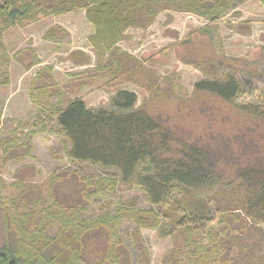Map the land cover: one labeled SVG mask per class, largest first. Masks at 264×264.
I'll use <instances>...</instances> for the list:
<instances>
[{"label":"trees","instance_id":"trees-1","mask_svg":"<svg viewBox=\"0 0 264 264\" xmlns=\"http://www.w3.org/2000/svg\"><path fill=\"white\" fill-rule=\"evenodd\" d=\"M246 1L0 0V86L9 82L11 62L25 72L42 63L30 46L9 56L2 45L4 33L44 17L83 11L93 28L88 42L96 59L91 67L87 54L68 51L64 59L89 67L69 73L62 84L52 65L36 69L28 85V99L37 109L34 128L27 130L30 120L18 121L12 137L0 140L1 167L33 159L32 139L49 132L48 124L55 125L66 161L78 167L53 172L44 186L26 181L34 166L15 170L11 185L19 193L0 202V264H149L142 229L171 239L162 264H264L257 248L263 237L258 225L264 223V134L259 129L264 125V90L259 102H239L242 61L214 53L202 61L208 77L194 84V94L230 105L251 124L238 128L220 149L218 142L188 139L170 127L152 102L173 96L171 82L170 91L161 95L150 70L118 45L129 39L128 29H147L162 12L193 15L209 25ZM258 1L264 7V0ZM237 27L244 33L243 23ZM65 35L53 25L42 38L56 41ZM140 79L149 95L138 104L137 94L120 86L141 85ZM96 82L116 90L107 106L91 108L78 94ZM93 167L104 176H95ZM134 190L150 207H138L135 198L111 197ZM93 202L101 203L97 216L87 215ZM124 223L133 225L126 237L119 232ZM237 247L244 252L237 255Z\"/></svg>","mask_w":264,"mask_h":264},{"label":"rangeland","instance_id":"rangeland-1","mask_svg":"<svg viewBox=\"0 0 264 264\" xmlns=\"http://www.w3.org/2000/svg\"><path fill=\"white\" fill-rule=\"evenodd\" d=\"M238 12L239 16H234ZM236 14V13H235ZM171 19L170 21L168 19ZM243 23L244 33L237 32V24ZM204 22L193 15L162 12L147 29H128L126 34L128 40L120 42L121 50L142 61L145 67L150 70L157 79L154 85L159 84L161 95L163 91H170L168 82H171L173 96L159 100H153L156 112L161 114L169 122L172 129L186 135L188 139H199L204 142L219 143L220 149L224 141L242 126L251 125L246 117L240 115L230 105L221 102L211 96H196L193 92L194 84L207 78L208 75L201 69L202 61L212 55H221L228 58L241 60V70L238 72V79L242 84V93L239 102H259L260 95L264 90V7L258 0H247L237 5L236 9L227 14L214 24ZM57 25L63 28L67 35L60 40L46 41L42 36L51 26ZM205 26L209 27L206 33L200 30ZM93 33V28L84 19V12L78 11L58 17H44L36 23L29 24L22 28H11L4 33L2 45L6 53L11 56L15 52L26 47L37 44L38 53L41 56V65L33 67L27 74H22L18 67H8L9 80L13 85L20 84V89L10 85L0 86V140L12 137L18 121L30 120L27 130H32L31 123L36 118V108L28 99V85L30 79L40 66L50 64L53 66V73L58 84L69 81L68 74L81 72L89 66H75L64 59L68 51L81 50L91 58L90 66L95 65L94 51L88 42V37ZM33 48V47H32ZM34 49V48H33ZM35 50V49H34ZM36 52V51H35ZM214 53V54H213ZM38 56V57H39ZM203 59V60H202ZM193 62L192 64H185ZM44 62V63H43ZM203 66V65H202ZM25 72V71H24ZM20 75V76H19ZM24 76L19 80L18 77ZM141 85L123 83L120 88L134 91L138 96V104L148 97L149 92L145 87V81ZM96 82L91 86L82 89L78 94L91 108L104 107L109 104V98L116 88L101 85ZM18 89L16 103H8L11 89ZM27 91V92H26ZM161 98V97H159ZM53 125V123H51ZM49 132L36 135L32 139L31 154L33 159L24 157L17 161H9L0 167V202H7L14 198L19 189L11 184L16 180L13 177L15 170L21 166L32 165L35 172L26 181L32 185L44 186L47 178L55 171L75 170L77 165L69 164L62 144V135L50 124ZM38 127V126H37ZM36 128V127H35ZM264 134V125L260 128ZM26 130V129H25ZM24 131L21 132L24 134ZM24 137V136H23ZM95 176H104L98 167L92 170ZM112 198L122 197L124 199H137V206L148 208L146 198L140 191L118 192L111 195ZM101 203L93 202L87 215L97 216ZM158 209L157 207H155ZM214 217L213 211H211ZM262 231V239L258 242V251L264 254V223L258 225ZM133 228L130 223H124L119 230L120 234L126 237ZM142 240L148 250L149 264H162V256L171 247L169 237L159 238L155 231L142 229ZM3 231L0 223V243H2ZM127 244L131 242L127 240ZM236 254L243 253L242 248H235ZM137 254L133 251V258Z\"/></svg>","mask_w":264,"mask_h":264},{"label":"crops","instance_id":"crops-1","mask_svg":"<svg viewBox=\"0 0 264 264\" xmlns=\"http://www.w3.org/2000/svg\"><path fill=\"white\" fill-rule=\"evenodd\" d=\"M22 30H23V28H22ZM32 47L35 49V51H36V53H38V49L36 48L37 47V44L35 43V42H33L32 43ZM39 56V55H38ZM38 58H40L41 59V56H39ZM44 63V62H43ZM10 67H18V69L21 71V72H23V73H21V75L23 74H27L26 72H24V70L20 67V65H18L17 63H12L11 65H10ZM29 72V71H28ZM55 75V74H54ZM20 76V75H19ZM23 77L24 76H21V77H18L19 78V80H21V79H23ZM10 81V80H9ZM20 84H21V82H19L18 84H16L15 83V85H13V82L12 81H10V85H12V88L13 87H16V88H18V89H20L21 87H20ZM11 89L10 90V92H11V95H10V97H9V99H8V103H10V102H12L13 101V103H16V95L18 94V89ZM28 90V89H27ZM27 92V91H26ZM26 94H28V93H26ZM28 96V95H27ZM1 124V123H0Z\"/></svg>","mask_w":264,"mask_h":264}]
</instances>
